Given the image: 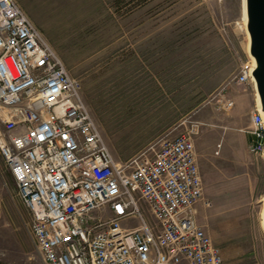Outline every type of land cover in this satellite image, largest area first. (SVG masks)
Wrapping results in <instances>:
<instances>
[{
  "label": "rangeland",
  "instance_id": "374dc122",
  "mask_svg": "<svg viewBox=\"0 0 264 264\" xmlns=\"http://www.w3.org/2000/svg\"><path fill=\"white\" fill-rule=\"evenodd\" d=\"M16 1L81 81L119 163L151 154L163 137L192 131L201 169L206 150L230 134L233 149L244 152L241 163L219 173V186L204 164V195L211 190L213 201L199 204L197 219L208 220L227 264H264V153L249 152L243 141L255 103L251 84L232 80L252 64L243 0ZM225 97L234 100L231 108L223 107ZM30 224L0 154V264H45Z\"/></svg>",
  "mask_w": 264,
  "mask_h": 264
},
{
  "label": "built area",
  "instance_id": "2783aa9c",
  "mask_svg": "<svg viewBox=\"0 0 264 264\" xmlns=\"http://www.w3.org/2000/svg\"><path fill=\"white\" fill-rule=\"evenodd\" d=\"M252 70L232 80L255 86ZM248 132L249 152L262 154L258 107ZM193 133L163 137L151 154L119 163L81 81L18 2L0 0V154L45 264H227L197 219L199 204L212 201Z\"/></svg>",
  "mask_w": 264,
  "mask_h": 264
},
{
  "label": "crops",
  "instance_id": "0c3cea01",
  "mask_svg": "<svg viewBox=\"0 0 264 264\" xmlns=\"http://www.w3.org/2000/svg\"><path fill=\"white\" fill-rule=\"evenodd\" d=\"M250 84H251V91L253 92V96H254V102H255L254 103V109H255V108L258 107L257 106V102H256V89H255V86L252 83H250ZM243 131L245 132V134L243 136L244 143L246 142V140L250 141V140L253 139V136L247 130L243 129ZM220 139H219V141H220ZM246 146H247V143H246ZM243 153H239L236 150H234L233 149V138L230 136V134H224L222 136L221 142L214 143L212 148H209L208 150H206V153L204 155H205V157L207 159L206 160L207 162H203L202 159H200V161H201V163H200L201 164L200 171H202L203 174H206V171H204V164L207 165L208 169H210L212 171V173H213V174H210V175L211 176L214 175V177H212L214 179L213 183L215 185L219 186L220 185L219 183H221V182H219V179L217 178L219 173L220 172L228 173V169L229 168L238 169L239 165L241 163V160H240L242 158L241 154H243ZM223 184H225V183H223ZM231 184H234V181H231ZM208 187L209 186L207 184L206 189ZM217 189L219 190V187ZM231 190H232L231 193L233 194L234 191H233V189H231ZM210 191L211 190H207V193H206L207 194L206 195L207 198L208 197L211 198V196H210L211 192ZM220 196L222 197L221 194H219V197ZM208 213L210 215L207 214V217L209 215V219L212 222V220H211L212 214L209 211H208ZM234 218L237 219L238 217L237 216H234V217L231 216V220L232 221L234 220ZM218 224L217 225L219 226V228H226L227 225H228V224L226 225L225 223H222V224L218 223ZM261 224H262V221H261ZM201 225H203L207 229V231H209L208 230L209 226H208V220L207 219H206V224L204 223V224H201ZM207 226H208V228H207Z\"/></svg>",
  "mask_w": 264,
  "mask_h": 264
},
{
  "label": "water",
  "instance_id": "95a60500",
  "mask_svg": "<svg viewBox=\"0 0 264 264\" xmlns=\"http://www.w3.org/2000/svg\"><path fill=\"white\" fill-rule=\"evenodd\" d=\"M245 6L250 37L249 52L256 60L252 76L264 112V0H245Z\"/></svg>",
  "mask_w": 264,
  "mask_h": 264
},
{
  "label": "bare ground",
  "instance_id": "6f19581e",
  "mask_svg": "<svg viewBox=\"0 0 264 264\" xmlns=\"http://www.w3.org/2000/svg\"><path fill=\"white\" fill-rule=\"evenodd\" d=\"M243 14H244V19L245 21L247 20V14H246V6H245V0H243ZM249 44H250V38H249V42H248V52H249ZM250 54V52H249ZM250 58L252 60V64H251V67H255L256 65V60L254 58V56H252L250 54ZM255 89H256V86H255ZM256 102H257V106L259 108V110H261V106H260V98H259V95L256 91ZM261 112L263 113V116H264V112L261 110ZM262 225H263V228H264V208H263V212H262Z\"/></svg>",
  "mask_w": 264,
  "mask_h": 264
}]
</instances>
